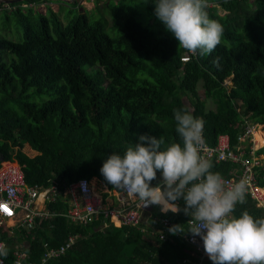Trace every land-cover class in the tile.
<instances>
[{
    "label": "trees",
    "instance_id": "1",
    "mask_svg": "<svg viewBox=\"0 0 264 264\" xmlns=\"http://www.w3.org/2000/svg\"><path fill=\"white\" fill-rule=\"evenodd\" d=\"M43 1L8 4L15 7L22 39H0V164L15 160L28 186L55 182L64 189L84 178L120 192L100 173L103 162L112 153L123 155L141 135L163 138L162 148L181 142L174 110L185 106L205 121L203 137L211 148L225 135L236 151L246 123L264 131V0H207L210 18L223 25L224 33L221 44L205 56L180 48L154 15L155 0H140L139 9L134 4L139 0H94L92 9H78L64 24L50 6L45 13L29 6ZM69 5L78 8L76 0ZM184 56L189 61H181ZM243 146V158L251 161V145ZM25 148L34 156L25 154ZM254 156L262 157L254 173L264 189V146ZM212 163V170L225 179L241 173L240 163ZM160 179L157 173L151 186ZM245 198L234 215L247 210L264 217V205ZM66 206L61 197L47 201L52 215L31 232L15 228L8 235L0 230L9 250L6 263L14 246L26 243L24 261L35 264L198 261L188 242L190 217L183 212L162 213L159 206H149L150 227L141 224V232L116 228L102 217L86 225L71 223L63 216ZM156 219L169 221L171 227L184 225V233L165 232L160 240L150 234ZM68 237L73 242L63 255L41 262L44 245L57 249ZM201 264L212 262L207 257Z\"/></svg>",
    "mask_w": 264,
    "mask_h": 264
},
{
    "label": "clouds",
    "instance_id": "2",
    "mask_svg": "<svg viewBox=\"0 0 264 264\" xmlns=\"http://www.w3.org/2000/svg\"><path fill=\"white\" fill-rule=\"evenodd\" d=\"M207 7V0H155L154 15L180 48L205 56L221 44L224 33ZM174 120L181 142L162 148L163 138L141 135L123 155H109L100 173L114 189L138 199L143 208L155 205L162 213L189 216L188 232L200 237L212 264H264V217H254L247 210L234 215L237 205L246 203V181L225 179L212 170V160L203 151L202 117H194L185 106L174 110ZM157 173L161 179L151 186ZM183 226L173 225L170 234L184 233ZM8 251L0 243V257L6 258Z\"/></svg>",
    "mask_w": 264,
    "mask_h": 264
},
{
    "label": "built area",
    "instance_id": "3",
    "mask_svg": "<svg viewBox=\"0 0 264 264\" xmlns=\"http://www.w3.org/2000/svg\"><path fill=\"white\" fill-rule=\"evenodd\" d=\"M189 56H184L181 61H189ZM255 129L246 123L244 133L238 138L240 147L233 151L228 136L222 135L217 138L214 147L204 146V154L216 161H231L240 163L241 173L238 177L227 178L229 180H240L243 178L247 184L246 195L254 199L257 205H264V189L256 184L254 168L260 164L262 157L254 156L253 149ZM245 144L251 145V161L244 159ZM118 206L106 205L103 196L97 192L92 180L79 179L67 185L64 189L51 182L47 187H30L26 184L25 176L21 166L14 160H5L0 164V230L11 235L15 228L25 232H31L41 219H46L52 214L46 210V202L55 200L56 197L64 198L67 206L63 216L71 223L86 225L102 217L107 219L113 226L139 228L143 220L149 217V207L143 208L138 199H133L125 192H116ZM39 200V202H38ZM43 202L44 207L39 203ZM164 227L159 239H165V232H169L171 225L165 219L160 220ZM190 226V225H189ZM142 232L143 229L139 228ZM73 237H68L63 245L56 248H49L44 245L46 251L41 259L45 263L51 258H58L70 247ZM188 242L198 254V261L182 260L179 264H201L207 258L203 249V242L199 236L193 234L188 237ZM0 243L5 242L0 240ZM27 244L14 246L11 253V260L6 263L4 257H0L2 264H35L24 261L28 254L25 251ZM48 248V249H47Z\"/></svg>",
    "mask_w": 264,
    "mask_h": 264
},
{
    "label": "rangeland",
    "instance_id": "4",
    "mask_svg": "<svg viewBox=\"0 0 264 264\" xmlns=\"http://www.w3.org/2000/svg\"><path fill=\"white\" fill-rule=\"evenodd\" d=\"M72 1H75V0H61L60 2H57L55 0H48L46 3L41 2L35 5L29 4V6L33 5L35 11H40L42 13H45L46 6L50 5V7L54 9V11L56 12L59 11V18H60V21L63 22V24L66 23L69 19H71L72 16L75 13H77L78 9L84 8V9L89 10V9H92L94 6L93 3L89 2V0H76V4L78 7L76 8V7L69 5V3H71ZM252 1L254 0H251V2ZM134 4L138 9L142 7V3L140 2V0L139 2L136 1ZM24 6L25 5H23V7ZM14 8L15 7H11L8 4H3L2 6H0V39H7L13 42H19L22 39V30H21V27H19L17 23V14H15L12 11V9ZM217 11L220 15L225 14V11L223 10L222 7H218ZM245 39L247 38L245 37ZM9 57H12V56H9ZM225 85H227V87L230 86L231 85L230 80H226ZM39 99L40 101L42 100V98H39ZM36 102L39 103V100L37 99ZM208 107L213 108V106L211 105H208ZM253 128L255 129L254 132L259 131V133L261 132V134L262 133L264 134L263 126L255 125L253 126ZM253 141H254V138H253ZM262 147L257 148L256 144L253 145V149L255 151L261 149ZM24 153L27 154L29 157L34 156V153L30 152L27 148L24 149ZM92 184L95 186V189L97 190V192H99L100 183L96 181L95 179H92Z\"/></svg>",
    "mask_w": 264,
    "mask_h": 264
},
{
    "label": "crops",
    "instance_id": "5",
    "mask_svg": "<svg viewBox=\"0 0 264 264\" xmlns=\"http://www.w3.org/2000/svg\"><path fill=\"white\" fill-rule=\"evenodd\" d=\"M48 0H44L43 2H47ZM55 1H57V2H60L61 0H55ZM89 2L90 3H93V5H94V2H93V0H89ZM48 6V5H47ZM50 6V5H49ZM53 9V8H52ZM54 10V9H53ZM259 131H257V132H255L254 133V142H255V144H256V146H257V148H259L258 147V143L256 142V134L258 133ZM261 133V132H260ZM263 134V133H262ZM263 137H264V134H263ZM264 145V144H263ZM30 152H32L31 150H29ZM33 153V152H32ZM96 181H98L97 179H95ZM100 183V182H99ZM99 192L102 194V196H103V200H104V202H105V204L106 205H111V206H118L119 205V201L117 200V196H116V192H110V191H108L107 190V188L105 187V186H103L101 183H100V187H99ZM38 202H39V200H38ZM39 205H40V207H44V203L43 202H40L39 203ZM161 212V211H160ZM160 220L161 219H156L155 220V224L157 225L156 226V228H151V231H150V234L151 235H154V234H156V235H158L159 236V234L160 233H163V231L165 230L164 229V227L163 226H161V224H160ZM142 225H144L145 227H150L148 224H147V222H146V219H144L143 220V223H142ZM115 227V226H114ZM116 228H119V227H117L116 226ZM121 228V227H120ZM159 238V237H158ZM151 242V241H150ZM152 243V242H151ZM190 244V243H189ZM191 245V244H190ZM191 247H192V245H191ZM208 257V256H207Z\"/></svg>",
    "mask_w": 264,
    "mask_h": 264
},
{
    "label": "bare ground",
    "instance_id": "6",
    "mask_svg": "<svg viewBox=\"0 0 264 264\" xmlns=\"http://www.w3.org/2000/svg\"><path fill=\"white\" fill-rule=\"evenodd\" d=\"M256 142L258 143V147H262L264 144L263 135L259 132L256 134Z\"/></svg>",
    "mask_w": 264,
    "mask_h": 264
},
{
    "label": "water",
    "instance_id": "7",
    "mask_svg": "<svg viewBox=\"0 0 264 264\" xmlns=\"http://www.w3.org/2000/svg\"><path fill=\"white\" fill-rule=\"evenodd\" d=\"M21 0H0V4H10Z\"/></svg>",
    "mask_w": 264,
    "mask_h": 264
}]
</instances>
